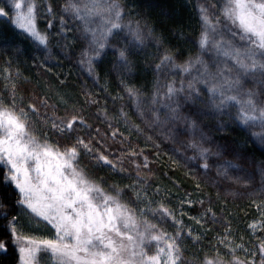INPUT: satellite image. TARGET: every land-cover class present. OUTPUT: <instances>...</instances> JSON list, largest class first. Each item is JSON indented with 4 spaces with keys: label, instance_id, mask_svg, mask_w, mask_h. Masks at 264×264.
Masks as SVG:
<instances>
[{
    "label": "snow or ice",
    "instance_id": "6c2138e0",
    "mask_svg": "<svg viewBox=\"0 0 264 264\" xmlns=\"http://www.w3.org/2000/svg\"><path fill=\"white\" fill-rule=\"evenodd\" d=\"M9 3V10L0 6V18L11 14L12 25L42 46L47 54L48 36L36 26L34 2L28 0L22 4L21 0H9ZM124 10L121 0H67L63 6L62 13L79 21L86 45L82 48L80 63L88 65L90 75L96 61L107 55L109 49L114 56L113 69L130 72L133 67L131 57L144 45L147 37L154 35L150 28L145 33L139 21L133 26L130 17L125 23ZM199 12L202 30L195 58L189 57L177 65L175 57L165 50L155 65L156 79L150 99H142L140 91L133 86L125 85V89L138 118L147 127L159 131L165 139L179 145V149L193 150V155L187 159L198 158L200 167L207 173L210 155L230 154L233 159L216 164V176L247 186L252 183L254 174L249 173L244 164L236 163L245 158L229 145L216 144L214 149L206 147L211 137L201 122L202 119L227 116L241 131L259 127L260 131H252L251 136L264 146V0H225L219 14L212 13L205 5L199 6ZM64 19L62 15V31ZM225 33L230 38H225ZM155 38L160 42L159 37ZM205 52L211 53L214 71L203 58ZM169 66L173 75L179 70V86L175 79L161 83L160 74ZM249 81L251 86L245 87ZM15 92L14 85L10 104L0 102V163L5 168V181H10L18 192L16 203L30 222L37 225V231L50 226L49 231L54 233L51 236L25 234L16 224L17 216L13 215L8 229L12 248L18 254V264H37L41 251L50 253L55 264H189L182 255L180 243L182 221L177 220L175 211L163 203L157 210L152 208L151 200L142 198V189L135 185L143 181L125 186L131 187L138 204L144 205L142 208L137 205L133 211L121 202L126 192L118 186L106 190L102 182L91 179L80 167L81 149L85 153L93 151L91 140L86 141L80 136L73 138L76 122L85 124L82 116L66 113L64 117L45 118L46 124L51 123L53 132L59 133L55 143L49 142L34 135L29 126L30 114L38 115V108L28 104L30 113L25 107L18 106ZM42 103L47 106L46 101ZM52 108L54 111L55 106ZM232 108L236 109L234 117L230 112ZM119 117L127 120L123 111ZM132 126L137 132L141 131L138 124ZM224 129L225 124L221 122L216 130ZM112 135L115 139L116 129L112 130ZM65 137L68 143L61 145L60 140ZM130 155L135 156V151ZM93 159L111 165L113 170L117 168V162L110 159L106 151H98ZM147 166L145 158L143 165H137V176L140 168ZM120 168L124 170L122 163ZM255 172L260 175L259 191L264 194V161L255 165ZM211 211L209 208L206 213ZM148 212L159 220L154 223L147 219ZM3 215L7 216V213ZM165 217H170L177 226L174 234L156 230L157 223ZM196 222L201 223L199 219ZM260 226L264 228V223ZM249 227L255 229L256 225L253 223ZM188 235L192 236L190 228ZM152 241L156 242V250L154 254H148L145 249ZM226 241L227 235L221 238V243L228 249L225 255L231 254L230 260L217 252L212 257L205 254L203 260L195 257L194 264H257L255 249L250 253L251 259L242 261L235 255L236 248L242 246L232 247ZM8 250V242L0 240V255H6ZM244 251L248 252V249ZM258 252V264H264V240H261Z\"/></svg>",
    "mask_w": 264,
    "mask_h": 264
},
{
    "label": "trees",
    "instance_id": "16d2710c",
    "mask_svg": "<svg viewBox=\"0 0 264 264\" xmlns=\"http://www.w3.org/2000/svg\"><path fill=\"white\" fill-rule=\"evenodd\" d=\"M21 2L24 4L28 0ZM32 2L35 4L36 26L42 34L48 36L47 54L42 46L12 25L11 14L0 18L1 90L10 94L12 99L15 85L16 103L33 104L46 118L53 115L64 117L66 113H78L82 116L85 124L79 125V121L76 122L73 138L80 136L86 141L91 140L93 151L85 153L81 149L80 167L86 170L91 179L102 182L106 190L118 186L122 192H126L127 195L122 197L121 202L133 211H136L137 205L140 207L142 204L136 201L132 188L125 186H132L135 181L144 182L135 185L142 189L144 200H148L149 193L163 195L164 190L191 199L188 213L201 223L198 231L192 232V236L183 228L180 243L186 262L194 264L195 257L203 260L205 254L212 257L217 252L225 260H230L231 254L225 255L228 250L220 249L218 239L227 233H236L238 240L248 244L250 253L253 249L257 251L258 264V246L264 240V228L260 226L264 223V194L259 191L261 180L260 175L255 172V165L264 161V146L253 139L251 132H259V127L245 132L235 122L229 121L227 116L202 119L201 125L211 137V141L205 146L214 149L216 144L229 145L245 158L236 163L244 164L247 171L254 174L250 185L232 183L218 178L215 167L223 160L233 159L230 154L221 157L210 155V168L205 173L198 158L187 159L193 155V150L179 149V145L165 139L159 131L147 127L138 118L125 89V85L133 86L140 91L142 99H150L156 79L155 65L165 54V50L175 57L177 65L183 64L189 57L195 58L199 52L197 40L202 30L199 6L205 5L212 13L219 14L225 0H121L125 7V23L130 17L133 26L139 21L145 33L150 28L154 35L147 37L144 45L131 57L133 67L130 72H117L113 69L114 56L109 49L107 55L96 61L91 75L88 65L80 63L81 51L86 45L79 21L61 11L67 0ZM0 6L9 10V0H0ZM62 15L65 17L63 31ZM155 37H159L160 42ZM225 38H230L227 33ZM203 58L214 71L211 53L205 52ZM180 76L178 69L173 75L169 66L160 74L161 83L167 84L175 79L179 86ZM42 80L64 93L61 100L63 109L53 111L52 106L55 105L52 104L50 94L47 106L42 103L45 100L40 97L43 96L39 97L34 89L35 84ZM30 86L33 90L29 89ZM250 86L251 81L245 84V87ZM121 111L126 113L127 120L119 117ZM230 112L234 117L236 109L232 108ZM221 122L225 124V129L217 131ZM136 124L140 126V132L132 126ZM46 129L59 137V133L53 132L50 122ZM113 129L117 130L115 139ZM60 142L62 145L68 143L67 137ZM98 151H106L109 158L117 162V168L113 170L111 165H104L93 159ZM132 151H135V156L130 155ZM145 158L148 166L141 167L140 175L137 176V165H143ZM121 163L124 170L120 168ZM4 172V165L0 163V240H6L9 245L8 253L0 255V264H18V254L12 248L8 223L16 215L17 224L24 213L16 203L18 192L10 181H5ZM212 180L216 183H211ZM197 184L200 185L199 188ZM201 200L204 201L203 204L200 203ZM209 208L212 211L206 213ZM158 220L159 217H152L150 221L156 223ZM253 223L256 225L255 229L249 227ZM156 230L171 235L177 231V226L170 217H165L157 223ZM235 255L242 261L252 258L239 250H235ZM37 264L48 262L42 257Z\"/></svg>",
    "mask_w": 264,
    "mask_h": 264
},
{
    "label": "rangeland",
    "instance_id": "374dc122",
    "mask_svg": "<svg viewBox=\"0 0 264 264\" xmlns=\"http://www.w3.org/2000/svg\"><path fill=\"white\" fill-rule=\"evenodd\" d=\"M15 27V26H14ZM16 28V27H15ZM18 29V28H17ZM50 84V85H49ZM45 84L44 80H42L41 83L35 84L36 86L34 89L36 90V94L41 98H44L46 103L48 104V94L52 96V104L55 105L56 110H61L63 109V103L61 100H63L64 93H61L59 90H56L51 83ZM29 89L33 90V87L30 86ZM61 89V88H60ZM12 101L10 94H7L1 90L0 87V102H3L5 104H10ZM18 106L25 107L27 111L31 113V110L27 108L26 104L23 103H18ZM39 111V110H38ZM46 117L42 116V112L39 111V114L37 115L36 113H31L29 117V126L33 132L34 135H36L38 138H46L49 140V142L55 143L57 141V136L56 134H51L48 129H46V126H48V123L45 124L43 120H45ZM61 144V142H60ZM62 145V144H61ZM148 200H151L152 203V208L157 209L159 208V205L163 203L164 206H166L168 209L175 211L176 213V219L182 221L183 228L189 230V228L192 230V232L198 231L199 229V224L196 222V219L193 218L189 213H188V208H189V203L187 201H191V199L187 197H182L180 195H176L173 192L169 190H164L163 195H155V193H149V198ZM147 199L145 201H148ZM144 205L142 204L140 207L142 208ZM23 212V211H22ZM24 213V212H23ZM21 219L18 220L17 226L19 229H22L25 234H33L36 233L37 235L43 234L44 236H51L54 234L53 232H50V226L48 228L41 227L37 231V225L34 223L30 222L29 217L24 213L22 214ZM136 215L139 216V213L136 212ZM153 217L152 212H148L147 214V219L151 220ZM170 235V234H169ZM227 241L230 242L232 247H235L236 245H241L242 247L236 248V250L242 251L245 253L247 256L250 255V249L248 248V244H244L241 242V240H238V234L234 233H227ZM224 237V236H223ZM221 238L218 239V244L220 246V249H226L224 245L221 243ZM242 239V238H241ZM162 246H164L162 244ZM248 249V252H245L244 249ZM156 250V242L152 241L150 242L149 246L146 247L145 251L148 254H154ZM228 250V249H226ZM50 253H45L41 251L38 253V260H42V257L44 258L45 261L48 262V264H55V261L50 258Z\"/></svg>",
    "mask_w": 264,
    "mask_h": 264
}]
</instances>
